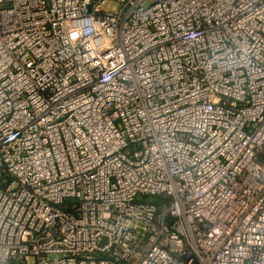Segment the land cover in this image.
I'll use <instances>...</instances> for the list:
<instances>
[{
  "label": "built area",
  "instance_id": "2783aa9c",
  "mask_svg": "<svg viewBox=\"0 0 264 264\" xmlns=\"http://www.w3.org/2000/svg\"><path fill=\"white\" fill-rule=\"evenodd\" d=\"M144 3L0 0V264H264V0Z\"/></svg>",
  "mask_w": 264,
  "mask_h": 264
},
{
  "label": "rangeland",
  "instance_id": "374dc122",
  "mask_svg": "<svg viewBox=\"0 0 264 264\" xmlns=\"http://www.w3.org/2000/svg\"><path fill=\"white\" fill-rule=\"evenodd\" d=\"M152 0H145V5L151 4ZM106 9L110 11H117L119 9V5L114 1H109L106 5Z\"/></svg>",
  "mask_w": 264,
  "mask_h": 264
}]
</instances>
